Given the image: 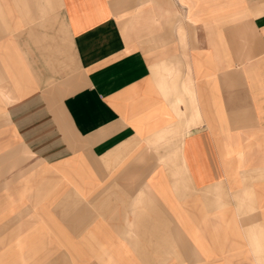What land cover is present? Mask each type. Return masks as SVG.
Wrapping results in <instances>:
<instances>
[{
    "label": "crops",
    "instance_id": "1",
    "mask_svg": "<svg viewBox=\"0 0 264 264\" xmlns=\"http://www.w3.org/2000/svg\"><path fill=\"white\" fill-rule=\"evenodd\" d=\"M0 264H264V0H0Z\"/></svg>",
    "mask_w": 264,
    "mask_h": 264
}]
</instances>
